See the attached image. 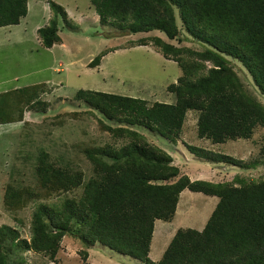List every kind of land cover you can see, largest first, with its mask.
I'll list each match as a JSON object with an SVG mask.
<instances>
[{
	"label": "trees",
	"instance_id": "trees-1",
	"mask_svg": "<svg viewBox=\"0 0 264 264\" xmlns=\"http://www.w3.org/2000/svg\"><path fill=\"white\" fill-rule=\"evenodd\" d=\"M90 1L104 29L138 35L126 48L152 45L177 63L181 75L167 87L176 101L150 104L79 90L74 100L88 108L85 114L98 118L100 128L124 144L78 142L66 146L57 160L39 147L36 184H8L3 197L12 213L35 205L31 238H22L15 227L0 226V264H26L23 254L29 252L59 264L66 237L83 247V261L99 244L144 264H264V174L258 180L235 176L231 181H193L187 165L175 164L172 154L150 142L147 132L177 145L191 111L198 114V138L213 145L249 140L264 128V103L248 91L239 73L244 70L264 96V0ZM47 2L54 18L37 32L41 44L51 49L62 43L59 18L71 24L65 8ZM28 4L0 0V29L20 25L28 16ZM154 31L165 37H141ZM174 41H194L203 50L179 47ZM117 49L102 52L89 67H99L103 57ZM45 90L40 83L1 92L0 125L22 123L29 111L45 113L50 107L41 98ZM186 147L199 161L236 167L241 173L264 165V140L259 158L250 163L225 152ZM82 159L91 165L89 178L79 166ZM185 190L219 201L203 230L178 229L162 258L153 262L149 255L155 223L174 220ZM54 197L59 202H50Z\"/></svg>",
	"mask_w": 264,
	"mask_h": 264
},
{
	"label": "rangeland",
	"instance_id": "rangeland-1",
	"mask_svg": "<svg viewBox=\"0 0 264 264\" xmlns=\"http://www.w3.org/2000/svg\"><path fill=\"white\" fill-rule=\"evenodd\" d=\"M48 0H29V16L20 25L0 29V93L17 88L44 83L42 100L50 107L45 113L29 111L24 122L0 125V226L17 228L21 237L31 238V219L34 204L20 211H8L3 202L8 184L35 185L34 163L39 147H45L57 160L67 146L74 143L115 144L120 147L123 141L115 142L110 133L100 128L98 118L87 115L88 108L74 100L79 90H94L113 93L154 102L173 104L175 95L167 87L177 83L181 69L172 60L166 59L154 46L126 48L130 39L138 35H121L104 29L90 0H53L67 11L70 25L59 18L61 44L51 49L45 48L39 39L38 29L50 24L54 12ZM165 37L154 31L141 37ZM179 47H190L200 51L202 46L194 41L173 42ZM117 50L106 54L97 68L89 64L102 52L110 48ZM203 50V49H202ZM211 67V64H209ZM240 76L248 91L264 103L262 96L250 76L243 70ZM78 113L74 119L70 114ZM100 117V116H99ZM197 112H189L181 139L177 145L147 131L150 142L168 151L175 164L187 165L191 180L214 182L231 181L235 176L260 179L264 165L257 170L240 172L236 167H218L199 161L187 149L193 145L216 152H225L241 160L253 162L260 156L264 128L259 127L249 140L229 141L224 145H213L199 139L197 135ZM30 156L29 160H26ZM79 166L91 176V165L82 159ZM186 169V168H185ZM82 190H79L81 193ZM58 197L50 200L59 202ZM219 199L185 190L180 197L176 216L172 222L156 221L151 245L150 258L159 261L178 229L203 230ZM22 221V225L19 221ZM83 247L71 237H66L59 252V264H143L131 257L121 255L97 244L89 250V258L83 261ZM26 264H54L42 255L24 253Z\"/></svg>",
	"mask_w": 264,
	"mask_h": 264
},
{
	"label": "clouds",
	"instance_id": "clouds-1",
	"mask_svg": "<svg viewBox=\"0 0 264 264\" xmlns=\"http://www.w3.org/2000/svg\"><path fill=\"white\" fill-rule=\"evenodd\" d=\"M47 3H48V2H47ZM95 12H96V11H95ZM28 14H29V10H28ZM28 16H29V15H28ZM98 17H99V16H98ZM10 27H11V26H10ZM4 28H5V27H4ZM13 124H19V123H13ZM29 240H30V239H29ZM164 252H165V251H164ZM163 254H164V253H163ZM162 256H163V255H162ZM149 257H150V255H149ZM161 258H162V257H161ZM161 258H160V259H161ZM150 259H151V258H150ZM160 259H159V260H160ZM153 262H155V261H153ZM156 262H158V261H156ZM143 264H144V263H143Z\"/></svg>",
	"mask_w": 264,
	"mask_h": 264
}]
</instances>
